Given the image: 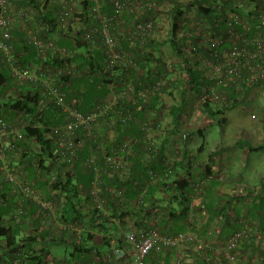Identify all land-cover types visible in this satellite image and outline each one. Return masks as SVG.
I'll return each mask as SVG.
<instances>
[{"label":"built area","instance_id":"1","mask_svg":"<svg viewBox=\"0 0 264 264\" xmlns=\"http://www.w3.org/2000/svg\"><path fill=\"white\" fill-rule=\"evenodd\" d=\"M23 1L26 0H0V63L10 71L17 85L40 89L43 97L41 107L53 102L64 112V121L50 127L49 134L67 167L75 165L83 144L80 139L82 134L85 133L91 143L95 144V150L86 158L84 164L93 174L89 190L92 203L106 213V199L102 195L104 174H113L110 168L126 171L129 156L133 154L132 150L137 142L128 138L120 143L109 142L110 150H106L105 142L94 138V127L103 124L101 122H109L110 125L129 124L136 119V110L131 109V105H147L155 96L168 89L172 81L180 75L175 64L163 57L161 46L156 43L163 42L161 24L165 14H168L171 23L167 34L169 38L173 36L170 0H110V11L106 10V0H38L41 9L46 7L56 11V20L61 30L65 32L71 25L81 31L82 39L89 43L90 49L102 50V71L109 75L107 78L113 80L109 83L108 90L103 96H99L87 112L80 109L81 100L69 103L65 88L57 83L61 77L79 74L78 64L72 63L77 48L69 49L60 45L56 39L58 32L45 37L35 3L24 5ZM190 1L192 2L189 0L186 3ZM211 4L213 13L216 14H212L215 25L221 22L218 14H222L226 22V38L213 30L215 25L196 5L188 4L183 15L177 20L178 35L182 38L179 45L189 52L188 55L198 52L195 51L192 41L195 37L201 45L206 43L211 51V59H206V62L213 83L208 91H203V102L207 99H217L220 95L218 88L228 82L233 83L239 91H244L248 86L264 84V0H215ZM249 14L252 15L250 19L247 17ZM15 31L23 34V38L34 47L39 55L37 64L23 66L20 63L15 46L18 39L14 36ZM182 34L189 37L186 39L187 44ZM123 41L127 43V48L123 47ZM139 53H151L155 59L143 67ZM53 57L58 58V63L51 62ZM252 116L256 118V114ZM138 125L146 139L145 152L154 158L158 150V135L164 125L149 115L140 120ZM101 126L99 125L97 130ZM24 127V124L19 126L0 116V163L1 169L5 171L4 180L20 190L25 199L38 205L42 212L58 220L59 203L47 198L34 181L17 177L15 170L6 161L8 150L13 146H6L5 140L11 137L22 138ZM174 152V155L164 159L162 169L149 170L134 201L136 204L145 202L152 185L170 180L179 159V151L175 149ZM220 175L221 178L225 177V173ZM210 178L211 175H208L194 181L193 194L202 195ZM235 187L239 190L237 196L252 190L242 182L237 183ZM108 191L123 207L122 190L110 187ZM1 193L0 183V197ZM192 212L189 214L190 220L194 217ZM23 213L24 208L19 205L13 213L17 223L21 222ZM238 222L240 226L220 245L221 257L228 264H260L257 257L253 259L244 253V247L251 242L264 243V229L255 226L247 215L240 216ZM58 223L61 229H69L70 223L59 220ZM80 236L77 234V237ZM109 238L110 245L106 256L112 264H126L125 245H132L136 251L134 264H147L146 258L152 250L163 251L185 243H194L202 256L214 250L213 243L205 240L193 229L166 234L157 228L133 227L123 236L112 234ZM1 262L27 264L21 251L13 252Z\"/></svg>","mask_w":264,"mask_h":264},{"label":"crops","instance_id":"2","mask_svg":"<svg viewBox=\"0 0 264 264\" xmlns=\"http://www.w3.org/2000/svg\"><path fill=\"white\" fill-rule=\"evenodd\" d=\"M22 4H30V1H23ZM58 37L56 36V39ZM165 41L166 39L160 45L163 57L166 60L175 61L178 68L179 65L181 66L179 62L182 59L172 46L163 44ZM189 57L195 69L202 71V76H199L198 79H201L202 83L208 82L204 73V71L208 72L206 59L197 52L196 54L192 53ZM199 84L200 81L193 84L192 87L188 88V96H184L180 127H175L172 123L174 115L171 109L177 103L170 101L169 94L166 95V93L162 95L160 102L150 109H148L149 104L146 110H141L138 106L136 113L162 120L166 126L164 135L161 137V146H164L165 149L162 159L174 155V150L180 147L184 157L183 166L181 168L176 165L174 171L185 170L186 173V170H189L192 188L195 179L204 178L208 175H211V178L207 181L202 195H194L192 190L188 202L184 205L170 200V196L165 194L163 187L156 188L155 197L145 205L139 223L140 225L142 223L141 228H157L166 234H176L193 229L214 245V250L209 252L207 257L210 261H207L208 264H225L228 262L221 257L219 248L224 240L240 226L238 222L240 216L247 215L255 226L264 229V154H262L264 149L252 150V147L264 146V84L252 87L242 97L238 95L239 97L233 100L238 101L235 106H227L228 101L219 96L218 100L212 103V106L219 111L215 117H210L204 110V102L201 96L205 89L203 86L199 88ZM15 85L18 86L17 83L9 86V89L5 91V96L9 97L13 93L16 88ZM204 87L206 88V86ZM175 89V93L179 94L178 92L182 87ZM241 104L251 105L252 113L258 115L257 118H253L259 123L253 134H244L241 137L229 139L223 129H221V138L208 133V130L214 127L213 124L220 127L226 125L228 112ZM3 115L19 126L24 124L26 118L20 114L12 116L1 100L0 116ZM188 115L190 122L187 119ZM184 131L189 133L186 140L180 138L181 132ZM17 141L11 137L7 138L4 144L16 146L14 142ZM18 143L20 146L17 150L8 151L6 161L16 171L19 178L34 181L36 187L44 192L47 198L51 199L56 194H54L49 181L54 179L55 174L58 175L59 172L63 174L62 165L59 167L55 165L49 170L40 169L35 164L36 156L31 152L33 145H29L27 142L22 143V141H18ZM163 162L164 160L160 164L161 168H163L162 165L164 166ZM176 171L173 172L174 174L172 173L170 180L174 178ZM77 173L80 176L86 174L83 168L78 169ZM221 173H225L224 178H221ZM4 176L5 171L1 169L0 163V183L3 186L0 199V219L9 226L18 224L19 237H27L37 233L35 231L44 234L45 243H49V259L55 264H111L106 258L109 249L108 238L112 234L123 236L133 227V222L123 223L117 218L118 214L114 212L115 208H113L108 212L107 218L103 220L105 226L101 229L98 230L97 227L86 228L84 224L90 219V216L83 215L84 220L79 218L75 222L68 221L70 223L69 233L65 232L59 227L58 220L51 218L46 212H42L38 205L25 199L20 190L4 180ZM239 182L247 184L252 189L251 193H243L237 196L239 190L235 185ZM170 189L172 190V188ZM61 195L59 193L56 197ZM62 200H64L63 197ZM19 205L23 206L24 213L21 222L17 223L13 213ZM84 205L83 212L85 214L89 211L90 203L87 201ZM191 211L194 214L192 220L189 218ZM76 223L80 225L76 226ZM217 226L219 227L217 228ZM85 230H88L92 236L84 234ZM77 234L81 236L77 237ZM39 238L42 237L39 236ZM74 240L81 242L83 240L84 249L75 250ZM2 244L3 242H0V262L7 254L6 248ZM124 248L126 264H134L136 259L134 247L125 245ZM71 252H74V255L68 258ZM244 253L253 259L257 257L260 264H264V246L258 242L245 244ZM202 257V253L197 250L194 243H185L163 251L152 250L147 256V264H201L204 261Z\"/></svg>","mask_w":264,"mask_h":264},{"label":"trees","instance_id":"3","mask_svg":"<svg viewBox=\"0 0 264 264\" xmlns=\"http://www.w3.org/2000/svg\"><path fill=\"white\" fill-rule=\"evenodd\" d=\"M32 3H35V8L37 7L38 16L41 19L43 24V28H47L44 30L43 34L45 37H50L55 32L59 33V37L57 38V42L69 49H76L77 52L75 56L72 58V63H77L80 69L79 74L75 76H65L58 79L57 83L62 85L67 92V101L70 103L74 100H81V104L79 107L82 111L87 112L91 108L90 106L94 105L95 101L99 98V96H103V94L108 90L109 83L113 80L109 77L108 74H105L102 71L103 67V54L100 48H96L94 50L89 48V43L85 42L82 39L81 31H77L71 25L65 32L60 29L59 24L56 20V11L52 9H47L46 7L40 8V4L38 0H29ZM215 0H192L190 3H180L178 0H170L171 8L170 12L173 15L172 19V29H173V36L168 37L163 44L169 43L173 50L179 54L182 61L181 66H178V70L180 75L175 78L171 86L168 89L164 90L163 93L160 95L155 96L151 101H149L150 109L152 106L156 105V103L160 102L162 99V95L166 93L169 95H174L175 88H181L179 90V99L176 101V105H173L171 111L173 112L174 119L172 123H174L175 127H180L179 125L181 117H182V105L184 101V96L186 95V91L188 88L192 87L193 84L199 83V88L203 86V89L209 90V86L213 83L212 79L210 78V74L205 72V75L208 78V82L202 83L201 79H198L199 76H202V71L198 69L197 71L194 67V64L191 62L189 57V52L181 47L179 42L182 41V38L178 35V23L177 20L180 16L183 15L185 7L190 5H196L198 9L206 15L208 19L212 21V24L215 25L216 22L212 19V14L215 16L216 14L213 13L212 4L211 2ZM252 2L255 0H251ZM86 2V1H84ZM107 5L105 7L107 11H110V0H106ZM87 9V4H85V11ZM215 14V15H214ZM251 14L247 17L250 19ZM218 17H221V22L218 25L214 26V31L221 35L223 38L228 36V31L226 28V22L222 17V14H218ZM255 28V26H254ZM253 28V30H254ZM264 32V31H263ZM18 31L14 32V36L18 37L17 41L15 42V46L17 49V54L20 58V63L24 65H32L37 64L39 62V55L35 51L34 47L30 45L26 39L23 38ZM183 40L188 39L189 37L182 34ZM196 38V37H195ZM192 38L193 44L196 48L195 51L197 53L202 54L204 59H211V51L208 48V45L204 43L201 45L195 39ZM65 40V41H63ZM154 41H151V43ZM150 43V44H151ZM159 45L162 42H156ZM127 48V43L123 41V47ZM84 49V50H80ZM196 54V52H192ZM149 54V55H148ZM139 60L142 62V66L145 67L146 64H150L152 60L155 59V56L151 53H147L146 55L139 53ZM53 64L58 63V58L53 57L51 59ZM208 67V66H207ZM177 68V66H176ZM181 69V70H179ZM209 70V68H208ZM201 71V72H200ZM117 76V75H115ZM140 81V80H138ZM243 82L242 79H240ZM16 82L13 80L10 71L6 69L0 63V101H3V105L6 106V109L11 112V115L14 116L16 114H20L25 118L24 122V130H23V137L18 138L16 137L19 142L22 143L27 142V144H32L33 147L31 151L34 156H36V166L43 170H49L51 167H61V171L63 174L58 173V175H54L53 178L49 181L52 185L54 190L55 196H52L55 202L57 201L59 204L57 210V217L59 221H65V223L75 222L79 220V218L84 220L83 215L90 216V219L86 221L84 224L86 228L97 227L98 230L105 226V220L109 215L108 212L115 208V211L119 218L123 223L133 222V227L137 229L141 228L142 223L140 225L139 220H141L142 215L144 213V208L147 203H150L151 200L155 197V190L158 187H163L165 194L170 196V200L179 204H186L189 200V194L193 190L190 177L189 170H175L176 173L174 178L171 179L169 182H160L158 184L152 185L147 193L145 198V202L143 204H136L134 201L140 191V188L143 184V181L147 178L148 172L151 169L158 170L160 169V164L162 161L168 157L162 159V155L165 152L164 146H161V137L164 135V131L166 130V126L162 122V120L153 117L157 122L163 123L164 127L161 133L158 135V150L157 154L154 158L148 155L144 149L145 137L144 133L139 128V121L144 120L147 117L141 114L134 112L136 117L135 120L129 122L126 125H110L109 122H101L103 124L99 130H97L98 124L95 125V131L93 132V136L95 139H102L105 142L106 150H110L111 143L109 142H116L120 143L122 140L128 138L132 139L137 142V145L133 147V154L129 156L128 164L126 166V171L111 169L113 174L107 172L104 174V183L102 186V195L106 199V208L107 212L104 213L102 209L96 208L91 200V196L89 194V190L91 187V181L93 178L92 172L85 167V160L90 155V153L95 150V144L91 143L90 139H88L87 135L84 133L82 134V147L78 152V158L75 162L73 167H67V163L60 158V154L56 150V144L54 140L50 137V127L62 123L65 118V114L62 109L54 104L53 102L49 103L45 107L42 106L43 97L41 95L39 88H29L26 85H19L16 86L13 93L7 97L5 96V91L9 89V86L12 84L14 85ZM65 83V85H64ZM176 83V84H175ZM261 85V84H260ZM206 86V88L204 87ZM258 86V85H255ZM253 86H248L244 89V91H239L236 86L228 82L222 87L218 88L219 96L226 97L228 101L227 106H235L238 101H233L238 95L241 97L244 94H247L248 90L251 89ZM178 91V90H177ZM5 96V97H4ZM95 99V101H94ZM217 99H207L204 102V110L208 113L210 117H215L218 115L219 111L216 110L214 106H212L213 101ZM182 101V102H180ZM94 102V103H93ZM180 102V104H179ZM90 104V105H89ZM142 104V103H140ZM147 105H140V109H147ZM138 105H132L131 109L136 110ZM90 108V109H89ZM89 109V110H88ZM6 112V111H5ZM171 112V113H172ZM4 116V115H3ZM151 117V116H149ZM7 120H9L7 118ZM11 121V120H9ZM13 121V120H12ZM11 121V122H12ZM14 122V121H13ZM105 123V124H104ZM105 137V140H104ZM189 137V133L187 131L181 132L180 138L182 140H186ZM18 141L14 144L11 149L17 150L20 146ZM9 149V150H11ZM264 149V146H256L252 147V150H260ZM8 150V151H9ZM179 151V159L176 162L177 166H183L184 157L182 156V149L177 147ZM181 150V151H180ZM8 154V153H7ZM100 154V153H99ZM48 161V162H47ZM186 162V161H185ZM51 165V166H50ZM11 167V166H10ZM163 167V165H162ZM12 168V167H11ZM86 172L84 176L76 174L77 170L82 169ZM182 168V167H181ZM162 169V168H161ZM173 170V172H175ZM66 172V175H65ZM183 173H185L183 175ZM16 174V171H15ZM80 174V173H79ZM174 174V173H173ZM187 174V175H186ZM18 177V176H17ZM197 180V179H195ZM11 184V183H10ZM12 185V184H11ZM3 187V186H2ZM110 187L118 188L122 190L124 199H123V207L120 205L118 200L111 196L108 189ZM169 187V188H167ZM172 188V190L170 189ZM57 191V192H56ZM62 194L61 196L56 197L58 194ZM193 193V191H192ZM251 193V191L249 192ZM2 196V193H1ZM62 197L64 200H62ZM1 199V197H0ZM90 203V207L88 208V212L84 214L83 210L85 202ZM62 203V204H61ZM184 211V210H182ZM81 223V222H80ZM79 223H76V226H79ZM132 227V228H133ZM106 229V227H105ZM37 233L31 234L27 237H19V225L15 224V226H9L0 219V238L4 239V243L2 246L6 248V257L2 258L1 260L6 259L9 255L13 254V252L21 251L23 254V259L27 262V264H55L53 261L49 259V243H45L44 234L39 231H35ZM65 232H68V229H65ZM69 233V232H68ZM67 233V234H68ZM88 236H92L90 232L85 230L84 234ZM41 236L42 238H39ZM65 236H67L65 234ZM55 238V237H53ZM56 239V238H55ZM66 240V239H65ZM110 245V238L107 241ZM83 240L81 241H73L74 249L75 250H82L83 247ZM122 244V242H121ZM260 245L264 246V243H259ZM126 253V252H125ZM150 254V253H149ZM74 255V252H71L68 258ZM107 255V254H106ZM208 254L203 255L204 261L201 264H208ZM107 258V256H106ZM108 259V258H107ZM147 260V258H146ZM108 261H110L108 259ZM210 262V261H209ZM112 264V262L110 261ZM0 264H3L0 262ZM211 264V263H209ZM228 264V263H225Z\"/></svg>","mask_w":264,"mask_h":264},{"label":"rangeland","instance_id":"4","mask_svg":"<svg viewBox=\"0 0 264 264\" xmlns=\"http://www.w3.org/2000/svg\"><path fill=\"white\" fill-rule=\"evenodd\" d=\"M180 3H186L189 0H178ZM163 31L161 33V39L164 41L167 39L169 36L167 33H169V29L171 28L170 25V17L168 14H165L163 16L162 24ZM184 42L187 44L188 41L184 40ZM168 46H171L169 43H167ZM84 50V49H80ZM171 60V59H170ZM175 64V61H172ZM178 70V68H176ZM181 70V69H179ZM188 90L186 91V95L188 96ZM175 93V92H174ZM179 94L175 93L174 95H168V98L170 101H177L179 99ZM261 99V98H260ZM252 110H251V105H246V104H241L238 105L234 108H232L228 112V121L226 125H223L220 127L217 124H213L214 127L212 129L208 130V133L211 134L212 136H215L217 138H221L222 132L221 129L225 130V135L229 139H235L238 137H241L244 134H253L255 127L259 124L257 121L253 119L252 116ZM258 115L256 116V118ZM187 119L190 122V116L188 115ZM264 154V152H262ZM48 162V161H47ZM0 242L4 243V239L0 238Z\"/></svg>","mask_w":264,"mask_h":264}]
</instances>
